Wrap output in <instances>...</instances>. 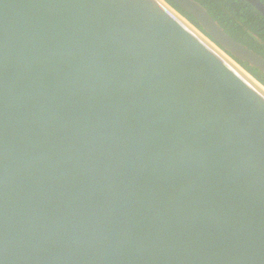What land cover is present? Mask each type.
<instances>
[{
	"label": "water",
	"instance_id": "1",
	"mask_svg": "<svg viewBox=\"0 0 264 264\" xmlns=\"http://www.w3.org/2000/svg\"><path fill=\"white\" fill-rule=\"evenodd\" d=\"M173 1L0 0V264H264V57Z\"/></svg>",
	"mask_w": 264,
	"mask_h": 264
},
{
	"label": "trees",
	"instance_id": "2",
	"mask_svg": "<svg viewBox=\"0 0 264 264\" xmlns=\"http://www.w3.org/2000/svg\"><path fill=\"white\" fill-rule=\"evenodd\" d=\"M182 16L209 36L195 17L173 0H166ZM235 40L264 57V15L247 0H196ZM264 3V0H261ZM210 37V36H209ZM210 39H212L210 37ZM213 40V39H212ZM214 41V40H213ZM238 63L264 85V74L245 63Z\"/></svg>",
	"mask_w": 264,
	"mask_h": 264
},
{
	"label": "bare ground",
	"instance_id": "3",
	"mask_svg": "<svg viewBox=\"0 0 264 264\" xmlns=\"http://www.w3.org/2000/svg\"><path fill=\"white\" fill-rule=\"evenodd\" d=\"M179 16H181L182 14H178ZM182 17V16H181ZM183 19H184V16L182 17ZM186 22H188L186 19H184ZM188 24H190L189 22H188ZM191 25V24H190ZM192 26V25H191ZM193 27V26H192ZM197 32H199V34H201L203 37H206L204 34H203V32L200 30V29H198L196 26L195 27H193ZM202 32V33H201ZM240 69V68H239ZM247 76H249L254 82H256L261 88H263L264 89V87L261 85V84H259L254 78H252L246 71H244V70H242Z\"/></svg>",
	"mask_w": 264,
	"mask_h": 264
}]
</instances>
